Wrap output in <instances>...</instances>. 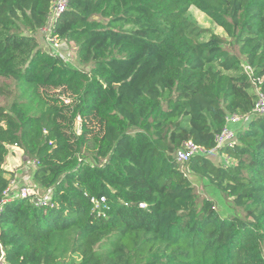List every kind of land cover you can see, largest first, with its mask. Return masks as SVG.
Masks as SVG:
<instances>
[{"label":"trees","instance_id":"trees-1","mask_svg":"<svg viewBox=\"0 0 264 264\" xmlns=\"http://www.w3.org/2000/svg\"><path fill=\"white\" fill-rule=\"evenodd\" d=\"M55 1L0 0V263L264 264V115L218 148L228 164L175 157L189 140L216 148L264 92V0H68L53 17ZM44 29L89 69L43 48ZM9 147L46 204L6 196Z\"/></svg>","mask_w":264,"mask_h":264},{"label":"rangeland","instance_id":"rangeland-1","mask_svg":"<svg viewBox=\"0 0 264 264\" xmlns=\"http://www.w3.org/2000/svg\"><path fill=\"white\" fill-rule=\"evenodd\" d=\"M189 17L195 21H197L201 26L209 28L211 31L220 33L221 30L208 21L205 16L199 13L197 10L193 9L189 13ZM45 31L42 33H38L39 39L41 41V46L46 50L53 53L55 49L48 41H44V35H47V31L49 29H44ZM231 43V42H230ZM229 46V42L226 44ZM230 47V46H229ZM56 54H60L63 56L66 64L74 68H80L84 70H88V66H83L78 62L76 56V47L74 44H65L63 42H59V51ZM259 90V89H258ZM0 98H3L0 97ZM247 125V121L243 120L241 123L236 125V129L241 127H245ZM211 159L215 164H228L231 162L225 153H217L214 155H210ZM186 165H182V168H186ZM4 168L7 170V178L14 179L15 177V184L11 186L10 192L8 196L18 197L21 193L23 188H28L30 190V196H34L30 198L31 202L39 199H46L50 200L52 190H45L40 188L33 178V172L35 169L34 162L31 161L27 156H25L24 152L18 147H9V153L6 157V161L4 164ZM188 178L191 182L196 186V190L200 194L201 197H209L213 200V203L216 207V210L222 216H234L237 214V210L233 205L232 198L228 197L227 195L223 194L220 190H218L214 185H212L209 180L206 178H201L194 174H188ZM3 264V263H0Z\"/></svg>","mask_w":264,"mask_h":264},{"label":"built area","instance_id":"built-area-1","mask_svg":"<svg viewBox=\"0 0 264 264\" xmlns=\"http://www.w3.org/2000/svg\"><path fill=\"white\" fill-rule=\"evenodd\" d=\"M67 6H68V0H56L53 4L52 16L58 17L61 13H63L67 9ZM47 34H50V33L47 31ZM46 39H47L46 41H48L52 46L55 47V49L53 50V53L58 52L59 51V41L55 37L53 38L47 37ZM245 71L248 74L252 73V70L249 66H246ZM258 89L259 88H257V97H256V102L252 110V113L249 116H239L235 114L228 116L227 126L222 130L221 133L216 135V148L209 150V151H205L199 148L197 145H195L191 140H189V141H186L181 148L176 150L175 152L176 159L185 165L187 162L191 160V158L194 155H198V154L205 155L206 154V155L212 156L218 153L217 152L218 148H222L224 146H232L235 143H237V137H236L235 130L231 129L228 126L230 124H239L243 120L250 119L252 116L264 115V92L261 89L259 90ZM15 178L10 181V185L7 190L6 196H8L9 193H11L10 189H11V186L15 184ZM46 190H51V189H46ZM18 197L19 198H29V197H34V196H30V190L28 188H23ZM48 201L49 200H46L45 198L39 199L37 200V202L35 201V204L43 205V204H46ZM92 201L98 205L99 202H104V198L102 197L100 198V200H96L93 198ZM0 247H1V243H0Z\"/></svg>","mask_w":264,"mask_h":264},{"label":"crops","instance_id":"crops-1","mask_svg":"<svg viewBox=\"0 0 264 264\" xmlns=\"http://www.w3.org/2000/svg\"><path fill=\"white\" fill-rule=\"evenodd\" d=\"M236 125L238 126V124H230L229 127H230L231 129H236V127H235Z\"/></svg>","mask_w":264,"mask_h":264}]
</instances>
